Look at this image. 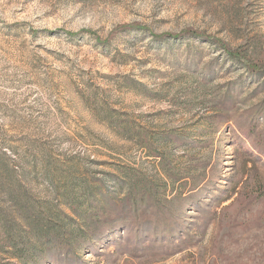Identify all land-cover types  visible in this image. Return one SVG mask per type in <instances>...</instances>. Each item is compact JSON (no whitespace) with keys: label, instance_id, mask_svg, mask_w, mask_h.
<instances>
[{"label":"rangeland","instance_id":"rangeland-1","mask_svg":"<svg viewBox=\"0 0 264 264\" xmlns=\"http://www.w3.org/2000/svg\"><path fill=\"white\" fill-rule=\"evenodd\" d=\"M241 56L264 0H0V264H264Z\"/></svg>","mask_w":264,"mask_h":264},{"label":"trees","instance_id":"trees-1","mask_svg":"<svg viewBox=\"0 0 264 264\" xmlns=\"http://www.w3.org/2000/svg\"><path fill=\"white\" fill-rule=\"evenodd\" d=\"M232 54L235 55L234 52H232ZM240 58H241V62H242V61H243V62L246 61L247 66H249L250 68L252 67V68H255V69L258 70L259 68H263V67H264V60H263L262 62L254 63L253 61L248 60L247 57H245V56H241Z\"/></svg>","mask_w":264,"mask_h":264}]
</instances>
